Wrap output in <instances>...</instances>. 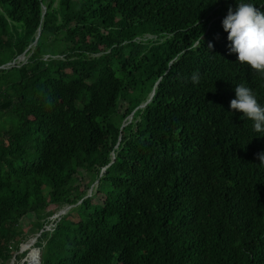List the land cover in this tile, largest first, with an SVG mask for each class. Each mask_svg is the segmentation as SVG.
<instances>
[{"label":"trees","instance_id":"16d2710c","mask_svg":"<svg viewBox=\"0 0 264 264\" xmlns=\"http://www.w3.org/2000/svg\"><path fill=\"white\" fill-rule=\"evenodd\" d=\"M235 3L0 0V264L32 233L41 264H264V133L229 107L240 83L264 104V76L228 51Z\"/></svg>","mask_w":264,"mask_h":264},{"label":"clouds","instance_id":"9594fccd","mask_svg":"<svg viewBox=\"0 0 264 264\" xmlns=\"http://www.w3.org/2000/svg\"><path fill=\"white\" fill-rule=\"evenodd\" d=\"M227 32L229 53L237 54V61L246 63L264 76V10L257 8L250 0H236L235 7L229 6L222 20ZM208 47H212L209 43ZM199 73H193L191 81L197 84ZM235 97L230 101V109L242 113V118L253 122V130L264 133V104L258 101L254 90L244 83L234 87ZM264 136V135H261ZM264 164V152L257 154Z\"/></svg>","mask_w":264,"mask_h":264},{"label":"built area","instance_id":"2783aa9c","mask_svg":"<svg viewBox=\"0 0 264 264\" xmlns=\"http://www.w3.org/2000/svg\"><path fill=\"white\" fill-rule=\"evenodd\" d=\"M59 218V214L49 217L51 223H46L42 230H52L56 224L55 220ZM38 235L39 234L28 238V240L21 246L20 254H23V257L19 264H41V250L35 245ZM14 259L12 263H14Z\"/></svg>","mask_w":264,"mask_h":264},{"label":"rangeland","instance_id":"374dc122","mask_svg":"<svg viewBox=\"0 0 264 264\" xmlns=\"http://www.w3.org/2000/svg\"><path fill=\"white\" fill-rule=\"evenodd\" d=\"M26 55H21L20 57H19V62H22L23 60H24V58H25V60H27V56L25 57ZM89 180V178H87L84 182H87ZM91 190V189H90ZM90 190H89V194H90ZM93 190H95V187L93 188ZM92 190V191H93ZM92 193V192H91ZM35 219H36V216H35V214H28V215H25L22 219H21V224H22V226L24 227V228H26V229H31V225H32V223H33V221H35ZM27 230V233L29 234V233H31V231H28ZM33 234V233H32ZM32 234H29V236H28V238L30 237V236H35V235H32ZM26 241V240H25ZM13 262V260L9 263V264H17V263H12Z\"/></svg>","mask_w":264,"mask_h":264}]
</instances>
